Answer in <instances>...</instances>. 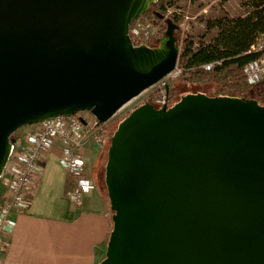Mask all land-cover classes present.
I'll use <instances>...</instances> for the list:
<instances>
[{"label": "water", "instance_id": "1", "mask_svg": "<svg viewBox=\"0 0 264 264\" xmlns=\"http://www.w3.org/2000/svg\"><path fill=\"white\" fill-rule=\"evenodd\" d=\"M156 1L0 0V179L22 127L107 122L176 68L172 17L157 47L130 34ZM105 185L113 226L97 264H264V105L143 102L111 136Z\"/></svg>", "mask_w": 264, "mask_h": 264}, {"label": "built area", "instance_id": "2", "mask_svg": "<svg viewBox=\"0 0 264 264\" xmlns=\"http://www.w3.org/2000/svg\"><path fill=\"white\" fill-rule=\"evenodd\" d=\"M170 14L172 10L167 7L164 20ZM158 30L157 24L139 18L132 24L130 34L133 40L135 38L142 44L156 37ZM253 51L258 53V57L245 65L244 73L248 83L256 85L264 81V33L249 50V52ZM220 63L221 60H216L205 63L203 67L210 70ZM181 72L182 69L177 65L155 85L123 105L107 122H101L91 112L81 114L85 118V123L79 115H63L28 125L29 131L23 136L16 137L10 160L1 178L7 184L9 194L0 205V264L5 263L7 233L13 231L17 225L16 214L29 208L32 203V192L42 177L43 159L46 153L55 144H60V163L75 183L69 192V197L76 206H81L86 194L94 185L93 178L86 174L88 143L93 142L100 148L104 147L109 141V125L146 102L152 94L154 96L150 102L156 107L160 108L168 104L169 86Z\"/></svg>", "mask_w": 264, "mask_h": 264}, {"label": "crops", "instance_id": "3", "mask_svg": "<svg viewBox=\"0 0 264 264\" xmlns=\"http://www.w3.org/2000/svg\"><path fill=\"white\" fill-rule=\"evenodd\" d=\"M22 127L17 136L29 131ZM102 148L89 142L86 174ZM61 146L55 144L43 159V174L32 192V203L17 213L15 229L7 233L4 264H97L106 251L113 222L112 210L101 186L94 185L76 206L69 197L75 183L60 163ZM8 186L0 179V205L8 196Z\"/></svg>", "mask_w": 264, "mask_h": 264}, {"label": "trees", "instance_id": "4", "mask_svg": "<svg viewBox=\"0 0 264 264\" xmlns=\"http://www.w3.org/2000/svg\"><path fill=\"white\" fill-rule=\"evenodd\" d=\"M174 1L158 0L153 2L150 4L149 10L142 16L159 26L158 35L147 42L150 47H157L158 37L165 34L167 24L163 16L166 14L168 5ZM170 17L179 23L175 14H171ZM208 27L217 29V33L208 41H206L205 35L185 33L182 26L175 31L177 43L181 47L178 65L182 72L169 86L168 104L173 105L191 90L198 91L204 87L208 90V95L211 96L254 98L264 105V81L251 85L244 73L245 65L258 57L257 52H249V50L259 36L264 33V0H251L249 9L241 15L215 18L209 21ZM134 42L140 44L135 38ZM216 60H221V63L212 69L208 70L203 67L205 63ZM153 96L154 94L150 95L147 101H152ZM125 117L126 115L114 122L110 136ZM18 132L19 130L14 133L15 137ZM98 184L100 186L103 184L108 197L105 173L101 175Z\"/></svg>", "mask_w": 264, "mask_h": 264}, {"label": "rangeland", "instance_id": "5", "mask_svg": "<svg viewBox=\"0 0 264 264\" xmlns=\"http://www.w3.org/2000/svg\"><path fill=\"white\" fill-rule=\"evenodd\" d=\"M250 1L251 0H175L172 4L168 5V7L171 8L172 14H175L178 17V22L185 33L205 35V39L208 41L217 33L216 28L210 29L208 27L209 21L221 17H237L249 9ZM141 19L144 20L146 18L141 17ZM196 91L191 90L188 93L203 92L208 94V90L204 87L197 92ZM114 122H112L108 128L109 141L104 147H102L100 157H98L95 164H93V175L90 177L94 180L96 179L97 183L98 181L100 182L101 175L105 173L107 151L111 140L110 132L111 128L114 126ZM101 188L108 200V204H110L103 184L101 185ZM104 255L105 252L102 253L101 257L103 258Z\"/></svg>", "mask_w": 264, "mask_h": 264}]
</instances>
